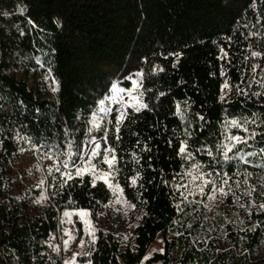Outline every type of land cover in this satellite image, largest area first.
<instances>
[{
    "label": "trees",
    "instance_id": "1",
    "mask_svg": "<svg viewBox=\"0 0 264 264\" xmlns=\"http://www.w3.org/2000/svg\"><path fill=\"white\" fill-rule=\"evenodd\" d=\"M251 3L252 0H0V264H49L51 253L46 241L59 234L60 214L69 207V198L76 201L75 206L89 208L93 213L98 239L95 251L91 244L86 247L92 253L93 264H140L158 239L159 249L164 251L153 252L144 264H264V212L255 211L256 205L264 202L260 195V185L264 183V137L258 136L244 147V151L256 153L248 157L247 164L233 160L216 165L217 172L253 173L249 184L256 185V191L251 215L239 206L247 205L249 200L243 195L244 186L237 189L234 183L242 176L230 181L239 201L229 194L211 211L205 207L207 196L199 200L190 196L193 203H181L183 211L178 212L174 204L182 198L171 187L173 176L183 171L184 162L176 152L180 133L186 127L194 134L193 149L204 144L215 151L220 121L226 113L251 117L255 112L264 119V97L246 99L233 90L230 103L218 100L226 77L233 85L246 86L252 76L251 64L261 65L256 70L257 79L264 68V59L251 58L247 47L251 44L253 50L264 52V36L244 38L249 29L243 24L249 23L251 28L257 15L264 16L261 0H257L256 11ZM29 19L35 27L28 23ZM255 29L264 32L260 25ZM225 36L233 37L231 45L222 39ZM219 47L228 51L227 59H218ZM169 53L181 55L177 60ZM244 56H249V61H244ZM154 65L164 71L152 73ZM222 67L226 77L220 75ZM49 69L57 82V92H36L28 79L48 74ZM141 69L148 77L145 86L153 90L145 94V101L154 107L139 113L128 109L130 116L121 126L119 142L115 141L114 112L107 119L112 123L107 127L105 123L111 143L122 157L117 164L122 169L117 179L127 199L136 205L125 212L135 226L131 227L129 240H123L125 232L119 229L121 213L104 207L112 194L102 182L92 188L91 178L85 177L83 184L77 179L60 190L59 173L53 172L57 178L53 180L48 170L39 169L42 184L40 181L15 191L13 177L19 165V149L31 147L17 136H31L33 143L44 145V149L39 148L44 152L52 144L64 151L68 139H74L78 146L87 145V121L96 102L110 92L112 83L129 87L125 77ZM253 91L261 89L253 85L250 92ZM159 92L166 95L159 97ZM177 100L191 102L186 122L173 115ZM196 113L205 120H198ZM249 127L264 133V124ZM93 135L99 138L103 133ZM169 140L173 147L168 146ZM145 144L150 151L141 152ZM106 146L102 143V148ZM132 151L140 156V164L131 161ZM197 159L206 165L210 162L204 153H198ZM137 170L142 179L137 187H130L127 177ZM164 180L170 183L166 185ZM177 182H181L179 177ZM41 193L48 198L36 203ZM101 211L110 218L107 226L97 216ZM137 216L141 217L139 221ZM254 224L256 229L249 230ZM176 232L183 235L176 236Z\"/></svg>",
    "mask_w": 264,
    "mask_h": 264
},
{
    "label": "snow or ice",
    "instance_id": "2",
    "mask_svg": "<svg viewBox=\"0 0 264 264\" xmlns=\"http://www.w3.org/2000/svg\"><path fill=\"white\" fill-rule=\"evenodd\" d=\"M261 3L264 4V0H261ZM250 7L253 11L257 9V0H252ZM23 11V9H21ZM28 23L33 25V21L30 19ZM255 25H260L261 28H264V16L257 15L255 19V24L251 25L249 23L243 24V27L249 29L247 34L244 36L245 39H249L250 37H259L264 36V32L259 29H255ZM255 29V30H253ZM21 35L23 32L21 31ZM241 35H244L243 33ZM226 43L231 45L233 37L225 36L222 38ZM215 44L216 41H213ZM248 50L250 52V57L253 59L261 58L264 59V52L253 50L252 45L248 44ZM220 56L218 59H227L229 57L228 51L224 47H219ZM169 56H175L177 60L180 57V53H169ZM168 57L166 56L165 59ZM244 61H249V56L243 57ZM37 63H40L39 59H37ZM176 64H173L175 67ZM261 68L259 63L251 64L252 76L248 79L246 86H243L242 83H238L233 85L226 77V73L224 68H221L220 75L225 76L224 82L220 85V95L218 96V100L222 104L230 103L228 97L235 90L237 96H243L246 99H250L251 97H264V68L261 69L259 79H257L256 70ZM164 69L159 65H154L152 68V73L163 72ZM214 75V73H213ZM147 75L143 69L131 73L128 77H125L126 80H131L132 87L125 88L119 87L116 83H112L110 88L111 95H104L103 98L99 99L96 102V108L91 112V119L87 121V124L90 125L87 127L88 134V144L78 146L74 139H68L67 145L64 151L60 150L58 145L52 144L49 145L45 149V156L47 159L52 160L54 163L52 166L48 168L49 175L52 176L53 180H56V176L53 175V172L59 173V180L57 181L60 190H64L65 186H70L71 184H75L76 180L79 179L80 183L83 184L85 182V177H90V184L92 188H95L98 182H102L109 191L112 193V198L108 203L104 204L105 208H114L115 211L119 212L120 207H116L117 205L135 208L136 205L129 201L125 196V189L122 187L120 181L117 179L119 173L122 171L121 168L117 167V164L122 157L118 156V150L111 143V137L109 135L108 129L105 127V123H112V121H106V116L109 113L115 112L117 113L115 116L114 128H115V141L119 142L121 140V126L125 123L126 120L129 119L130 113L128 109H132V111L139 113L143 110H151L154 106L149 102L145 101V94L152 93V88L145 86V79H147ZM45 82H50L51 91L56 93L57 82L51 76V69H49L48 74L43 77ZM241 81H244L243 74H241ZM253 85H257L261 91H253L250 92V89ZM125 95L127 99H125ZM166 94L164 92H159L158 96L163 97ZM118 103L120 105L119 108H112L110 104ZM175 112L173 115L180 117L182 122L187 121V117L189 115V111L191 108V102L188 100L184 101H175ZM198 120L204 121L205 117L200 113L195 114ZM78 119H82V117H77ZM260 124H264V119H261L257 113L253 112L251 117L249 116H236L225 114L220 121V138L215 146V151L207 145L201 144L199 147L193 149V145L191 143L193 132L189 130L188 127L185 128L183 133H180V138L178 141V150L176 152L177 156L181 158L184 162L181 164V168L183 171L181 173H177L173 176L171 187L180 193V197L182 198L180 203L174 204V207L178 212H182L183 209L180 207L181 203L191 204L193 201L189 200L190 196H207L209 201H215L217 196L221 197V202H223V198L228 197L231 194L234 198V201H239L240 197L236 196L235 191L233 190L232 183L233 177L242 176V180L236 179L234 181L237 189H240L241 186H244L243 195L248 197V203L240 204L241 208H244L245 211L251 215L253 211V203L252 199L253 193L256 191V185L249 184V177L253 175L252 172L245 170L244 173L239 171L228 172L221 170L220 172L216 171V165L220 164H229V162L233 160H238L241 163L247 164L248 157L254 156L256 153L252 151H244V147L249 144L250 140L258 136L264 137V133L257 132L255 128H250L249 125H257L259 127ZM233 130H237L235 133ZM102 132L103 135L97 138L93 133ZM243 132L245 135H241ZM69 136L72 135L71 132L67 133ZM135 135V133H133ZM17 139L23 140L32 148H41L44 149L43 144L33 143V138L31 136H17ZM102 143L107 144L108 146L102 148ZM136 144L139 145L140 141L137 140ZM169 147H173V142L171 140L167 141ZM19 151L23 152L24 149H19ZM150 149L147 144L141 149V152H148ZM264 151V149H261ZM198 153H204L210 158V162L206 165L201 162V160L197 159ZM102 155V160L97 162V158ZM140 156L137 152H131V161L135 164H140ZM264 159V157H262ZM101 165H107V169L105 170ZM151 167V164H149ZM264 167V164L261 165ZM177 177H179L181 182H177ZM142 174L140 170L135 172V175H131L127 177V180L130 181V187H137L138 182L141 181ZM44 181L41 180V184ZM164 184L168 185L170 182L167 180L162 181ZM148 183H152V181H148ZM39 186V185H37ZM142 187V184H139ZM262 189L260 195L264 196V183L260 185ZM47 196L41 193V197L36 203H40L43 200H47ZM136 199H140V196H137ZM100 201H96V204H99ZM196 203H201V201H196ZM69 207H66L60 223L63 224L65 222V218H67L68 223H72V217L76 216L79 218V221L83 224V230L86 236L90 239L88 243L91 244L92 250L95 251V246L97 243L96 233L98 229L95 227L92 217V211L86 207H78L76 205V201L72 198H69L68 201ZM205 207H209L208 204H205ZM255 211L264 212V202L259 203L255 207ZM127 214V213H125ZM103 215V213H97V216ZM146 215V214H145ZM141 219L140 216H137V220ZM173 223H177L176 220H173ZM243 224V221H241ZM129 227H135L134 225H129ZM191 225H189V228ZM256 225H252L251 229L255 230ZM243 230V229H241ZM64 234L68 237V239L64 240L65 250L68 249V245L71 241L76 239V236L69 229H64ZM130 235V234H129ZM176 236L183 235L181 232L174 233ZM128 236H124L123 240L127 241ZM85 239L80 238L79 248L80 251L74 252L70 259H65L64 264H77V257H88L86 264H93V260L91 259L92 253L89 251H84ZM163 243V241H161ZM54 251H58V249L54 248ZM157 251L153 249L152 252L146 254L140 264H144V261L149 260L153 254V252ZM158 251H164V249H159Z\"/></svg>",
    "mask_w": 264,
    "mask_h": 264
},
{
    "label": "rangeland",
    "instance_id": "3",
    "mask_svg": "<svg viewBox=\"0 0 264 264\" xmlns=\"http://www.w3.org/2000/svg\"><path fill=\"white\" fill-rule=\"evenodd\" d=\"M46 74H38L36 77H31L28 79L29 86L35 90L36 92L43 91L48 95L53 94L51 91V84L50 82H45L43 77ZM119 87H125V88H131L132 83L131 80H129V87L121 85V83H116ZM108 95H111L109 92ZM231 97V94L229 95L228 99ZM125 99H127V96L125 95ZM110 107L116 108L118 107V103H112L110 104ZM111 113H109L106 116V121L109 118ZM91 119V118H90ZM25 151L21 152L20 158H19V165L18 169L15 171V175L13 177V185L16 192L23 188H27V186L32 185L33 183H37L41 181L40 175L38 170L40 169L42 172L44 170H48L50 166L53 165V161L49 160L45 156V152L40 150L39 148H24ZM99 160H102V155L97 158V162ZM105 170L107 169V165H101ZM112 194V193H111ZM196 200H199L200 196L196 195L194 196ZM226 198V197H225ZM225 198H223V202L225 201ZM221 197L219 195L217 196L215 201H209L207 204L209 207H207L208 211H211L212 209L218 208L221 205ZM116 207H120V211L117 212L121 213L123 219H118L119 222V229L123 230L125 232V236L127 235L130 238L131 235V227L129 225H132L129 217L125 214L126 208L124 206L117 205ZM64 211L60 214V220L62 218V214ZM100 213H103V215H100L103 225L107 226L110 223V218L107 216L106 211H101ZM72 223L67 222V218H65V222L63 224L60 223V231L57 236H52L46 241L47 247L50 250V256H49V264H64L65 259H70L72 254L74 252L80 251L79 248V242L80 238H84L86 243L84 246V251H86L87 245L89 241V237L85 235L83 230V224L79 221V218L76 216H73ZM64 229H69L73 232V234L76 236V239L74 241H71L68 245V249L65 250V246L63 241L68 239V237L64 234ZM130 234V235H129ZM128 238V240H129ZM56 248L58 251H54L53 249ZM161 248L160 240L154 241L150 247L148 252L152 251L153 249L158 250ZM82 256L77 257V264H86V261H81L80 259Z\"/></svg>",
    "mask_w": 264,
    "mask_h": 264
},
{
    "label": "built area",
    "instance_id": "4",
    "mask_svg": "<svg viewBox=\"0 0 264 264\" xmlns=\"http://www.w3.org/2000/svg\"><path fill=\"white\" fill-rule=\"evenodd\" d=\"M119 107H120V105L118 104V107H116V108H119ZM114 113H115V112H114ZM116 114H117V113H115V116H116ZM106 127H107V123H106ZM114 129H115V128H114Z\"/></svg>",
    "mask_w": 264,
    "mask_h": 264
}]
</instances>
